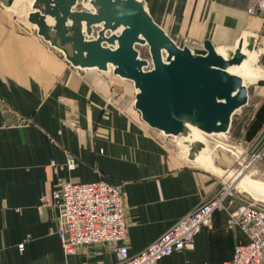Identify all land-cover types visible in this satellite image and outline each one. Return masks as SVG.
Returning <instances> with one entry per match:
<instances>
[{"label":"crops","instance_id":"0c3cea01","mask_svg":"<svg viewBox=\"0 0 264 264\" xmlns=\"http://www.w3.org/2000/svg\"><path fill=\"white\" fill-rule=\"evenodd\" d=\"M250 0H147L171 36L233 44L242 30L259 34L264 68V9ZM72 65L16 6L0 2V264H111L106 244L67 254L58 232L60 209L42 200L63 181L107 179L125 191L126 242L147 246L220 188V177L192 163L149 126L136 107L112 99V79ZM253 85L264 92V77ZM114 95V94H113ZM250 147L264 146V99L255 103ZM256 127V128H255ZM76 157L74 168L50 162ZM196 162V161H193ZM221 167V166H219ZM264 171V162L259 164ZM218 209L192 245L157 264H223L247 240ZM24 242V248H20Z\"/></svg>","mask_w":264,"mask_h":264},{"label":"water","instance_id":"95a60500","mask_svg":"<svg viewBox=\"0 0 264 264\" xmlns=\"http://www.w3.org/2000/svg\"><path fill=\"white\" fill-rule=\"evenodd\" d=\"M0 2L11 6L15 0ZM27 18L72 65L107 70L112 63L115 74L132 80L141 118L174 135L191 160L206 146L194 129L229 131L234 113L249 100L250 86L264 77L260 58L249 57L257 48V32L242 30L233 44L221 46L223 52L205 38V51L198 52L177 43L154 19L147 0H33ZM143 42L151 66L136 47ZM244 60L250 70H229ZM255 198L264 204V198Z\"/></svg>","mask_w":264,"mask_h":264},{"label":"built area","instance_id":"2783aa9c","mask_svg":"<svg viewBox=\"0 0 264 264\" xmlns=\"http://www.w3.org/2000/svg\"><path fill=\"white\" fill-rule=\"evenodd\" d=\"M249 8L264 9V0H250ZM251 155V162L263 160L264 146ZM50 165L55 170L74 168L76 157L69 154L66 162L53 158ZM220 182L215 193L135 253L130 252L126 242L125 191L121 182L66 180L51 195L44 194L42 200L60 209L58 232L67 254L83 246L106 244L116 256L111 264H157L163 256L192 245L196 234L204 226L212 225L214 213L225 209L229 225L243 229L247 240L237 242L233 256L223 264H264V204L258 201L237 204L232 184ZM24 245L19 244L20 248Z\"/></svg>","mask_w":264,"mask_h":264},{"label":"rangeland","instance_id":"374dc122","mask_svg":"<svg viewBox=\"0 0 264 264\" xmlns=\"http://www.w3.org/2000/svg\"><path fill=\"white\" fill-rule=\"evenodd\" d=\"M32 1L33 0H16L13 6H16L17 12L20 14V16L26 18L29 11L32 9ZM78 6L80 7L81 4L79 3ZM173 37L180 45L187 44L198 52L205 51L203 41L201 40H195L188 37L184 38L180 36ZM136 47L138 48L142 57H146L151 60V66L152 57L149 45L137 43ZM90 69L97 70V72H99L97 73L99 77L112 79V93L114 95L112 94L111 96L113 98L112 100H115L114 102H125L133 106L136 89L132 80L115 74L112 67L108 72H101L96 68ZM259 99H264V92H259L258 86L252 84L249 88V100L244 106L234 113L232 125L228 133L205 134L211 152L210 156L212 159V164L215 165L216 163L218 166L226 168L229 172V174L228 172H224L225 174L220 172L216 173L220 177V180H223L226 185H228V183L232 184L233 193L236 194L237 204L258 201V199L255 198V195L264 197V171L259 168V164H262L264 159L261 161L253 160V162H251V154L255 149L253 150L249 143V136L252 129L251 123L252 119H254L252 114L254 112L255 103ZM156 130L160 132L162 137L170 140L169 143L179 147L175 136L165 134L159 129ZM192 163L208 169H211L212 166V164L209 162V158L207 157H201L196 160V162L192 161ZM247 191L252 192L255 195ZM79 251L80 249L77 251V253Z\"/></svg>","mask_w":264,"mask_h":264},{"label":"bare ground","instance_id":"6f19581e","mask_svg":"<svg viewBox=\"0 0 264 264\" xmlns=\"http://www.w3.org/2000/svg\"><path fill=\"white\" fill-rule=\"evenodd\" d=\"M15 2H16V0H15ZM15 2H14V4H15ZM32 3H33V1H32ZM31 3V4H32ZM13 4V5H14ZM85 5H89V3H85ZM32 10V9H31ZM30 12V11H29ZM32 24V23H31ZM33 26H35V27H37L36 26V24H32ZM141 44H147V43H141ZM223 44H216V46H217V48H218V50L220 51V52H223V50L221 49V46H222ZM203 46H204V44H203ZM56 47V46H55ZM57 48V47H56ZM57 49H59V48H57ZM63 54H64V52H63V50H61V49H59ZM262 52H263V49H262V47H258V48H256V50L255 51H253V52H249V57H251V58H260V55L262 54ZM166 54V52H165V50H164V57L166 56L165 55ZM65 55V54H64ZM70 62V61H69ZM149 62H151V60H149ZM71 63V62H70ZM76 68H81V69H88V68H96V69H98L97 67H80V66H75ZM111 67H112V69H113V67H114V65L112 64V63H110V66H109V69H107V70H100V69H98L99 71H101V72H108V71H110L111 70ZM252 67L248 64V61L247 60H244V62L242 63V64H240V65H231L230 67H229V70L230 71H232V72H239V73H242V72H246V71H248V70H250ZM135 89H136V87H135ZM137 90V89H136ZM135 102V101H134ZM135 104V103H134ZM137 109V108H136ZM240 108H238L236 111H238ZM138 110V109H137ZM139 111V110H138ZM139 113H140V111H139ZM140 116H141V113H140ZM195 130V132H196V134L197 135H199L205 142H206V146H205V152L204 151H202L198 156H197V158L195 159V160H191V161H196V160H198L199 158H201V157H207V158H209V162L212 164V159H211V152H210V149H209V146H208V142H207V140H206V137H205V134H213V133H222V134H225V133H228V131H221V132H211V133H207V132H205V131H203V130H200V129H198V128H195L194 129ZM160 131H162V130H160ZM163 132V131H162ZM174 136V135H173ZM178 143H179V141H178ZM181 150V149H180ZM183 153L182 154H184V156L185 157H187V159H189L188 158V156H187V154H188V151H187V149H183ZM213 161H214V159H213ZM214 163H215V161H214ZM210 170H213V171H215V172H220V173H224V172H228L227 171V169L226 168H223V167H219L216 163H215V165L214 164H212V166H211V169ZM225 174V173H224ZM228 174H229V172H228ZM235 178H238V177H235ZM234 178V179H235ZM247 192H249V191H247ZM249 193H251V194H253L252 192H249ZM253 195H255V194H253ZM255 196H257V195H255ZM257 197H260V198H264V197H261V196H257Z\"/></svg>","mask_w":264,"mask_h":264},{"label":"trees","instance_id":"16d2710c","mask_svg":"<svg viewBox=\"0 0 264 264\" xmlns=\"http://www.w3.org/2000/svg\"><path fill=\"white\" fill-rule=\"evenodd\" d=\"M252 125V124H251ZM256 128V127H255ZM252 129H253V126H252ZM252 129H251V131H252Z\"/></svg>","mask_w":264,"mask_h":264}]
</instances>
